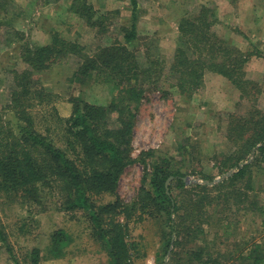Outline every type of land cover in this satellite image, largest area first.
<instances>
[{"label": "trees", "instance_id": "16d2710c", "mask_svg": "<svg viewBox=\"0 0 264 264\" xmlns=\"http://www.w3.org/2000/svg\"><path fill=\"white\" fill-rule=\"evenodd\" d=\"M129 1V26H120L112 40L92 52L58 33L52 34L48 44L21 47L26 68L10 72V96L0 112V195L39 206L42 213L45 196L52 194L59 197L63 211L84 212L93 225V238L106 251L108 264H133L136 247L128 240L130 225L147 219L159 226L163 254L171 256L167 264H264V241H245L246 249L236 246L221 253L211 248L206 231L213 228L214 236L221 231L220 236L227 239L234 224L224 215L233 206L247 211L256 205L264 216V204L258 207L249 196L255 191V179L261 189L254 197L264 195V109L255 107L246 116H228L226 138L232 150L218 160V175H223L220 181L200 173V183L189 185L183 173L173 170L169 158H159L151 162L143 177L146 181L148 176L146 183L130 203L93 201L97 196H114L124 170L152 156L148 151L132 157L136 111L149 85L170 81L179 94L192 96L201 89L208 72L225 78L246 98L253 84L244 71L250 55L215 33L213 28L219 22L213 8L203 5L180 18L176 48L167 63L163 56H152L156 49L151 50L150 44L143 55L137 54L139 8L137 0ZM70 8L100 38L110 35L118 15L115 10L100 13L86 0H72ZM67 58L78 60L73 80L95 77L109 87L111 96L104 104L70 98L71 115L53 117L61 130L57 144L36 130L28 108L42 105L51 96L36 84L35 74ZM259 92L258 87L255 93ZM7 111L12 119L3 118ZM261 225L264 227V221ZM69 241L63 230L55 231L48 252L63 257ZM0 247L14 264H21L12 253L1 220ZM41 258L40 250L33 248L24 264H39Z\"/></svg>", "mask_w": 264, "mask_h": 264}, {"label": "rangeland", "instance_id": "374dc122", "mask_svg": "<svg viewBox=\"0 0 264 264\" xmlns=\"http://www.w3.org/2000/svg\"><path fill=\"white\" fill-rule=\"evenodd\" d=\"M71 1L0 0V112H3L10 96V72L26 68L21 59L22 46L48 44L52 34L58 33L66 40L81 43L92 52L97 46L112 40L120 26L128 27L130 24L129 0H86L100 13L118 12L110 35L100 38L93 28L73 13ZM137 2V32L140 38L136 46L137 54L143 55L145 47L150 44L151 50L156 49V53L151 51L152 56H163L168 63L176 48L180 18L207 5L218 16L219 23L213 28L215 33L232 47L250 55L244 71L247 80L253 84L249 87L250 96L246 98L225 78L208 72L204 75L203 86L192 96L179 94L176 88L170 86V81L162 80L159 85H149L136 111L132 157L138 158L148 151L152 156L144 158L143 155L145 163L135 162L128 166L119 180L115 195L94 197L96 204L115 200L127 204L133 201L148 179L147 176L144 181L151 162L159 158H169L173 170L183 173L189 185L200 183V173L213 176L214 182H218L223 176L218 175V160L232 150L226 138L228 116H246L255 107L264 109V0ZM77 64V59L67 58L34 76L36 84L51 96L42 105L28 108V112L36 130L49 135L57 144L61 130L53 117L66 119L71 115L70 98L79 96L89 103L104 104L111 96L109 87L95 77L73 80ZM258 87L260 92L255 93ZM2 116L12 119L10 111ZM254 176L257 174L254 173ZM259 182L255 179V191H251L249 196L250 201L254 200L261 207L264 195L259 193L254 197L261 189ZM43 204L44 212L39 213V206H26L17 198L0 195V220L18 262L24 264L31 250L37 248L42 257L39 264H108L106 251L93 238V225L84 212L63 211L59 197L52 194L45 196ZM257 209L254 205L250 210L238 211L233 206L225 212L224 216L234 224L227 239L220 236L221 231L214 236V229L207 227L211 248L224 253L236 246L246 249L245 241H264V227L261 225L264 216ZM57 230H63L70 238L61 258H55L48 252L51 236ZM128 240L136 247L133 264L171 263L170 253L163 254L157 222L147 219L141 224H131ZM0 264H14L2 247Z\"/></svg>", "mask_w": 264, "mask_h": 264}, {"label": "water", "instance_id": "95a60500", "mask_svg": "<svg viewBox=\"0 0 264 264\" xmlns=\"http://www.w3.org/2000/svg\"><path fill=\"white\" fill-rule=\"evenodd\" d=\"M220 181V180H219Z\"/></svg>", "mask_w": 264, "mask_h": 264}]
</instances>
